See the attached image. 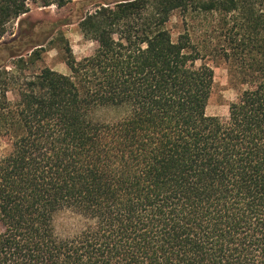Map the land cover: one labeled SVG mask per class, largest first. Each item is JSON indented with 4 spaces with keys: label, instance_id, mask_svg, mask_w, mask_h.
Listing matches in <instances>:
<instances>
[{
    "label": "trees",
    "instance_id": "obj_1",
    "mask_svg": "<svg viewBox=\"0 0 264 264\" xmlns=\"http://www.w3.org/2000/svg\"><path fill=\"white\" fill-rule=\"evenodd\" d=\"M70 1L0 0V264H264V0H97L94 50L54 22L68 72L30 68V4ZM211 58L242 87L224 117Z\"/></svg>",
    "mask_w": 264,
    "mask_h": 264
},
{
    "label": "rangeland",
    "instance_id": "obj_2",
    "mask_svg": "<svg viewBox=\"0 0 264 264\" xmlns=\"http://www.w3.org/2000/svg\"><path fill=\"white\" fill-rule=\"evenodd\" d=\"M97 0H71L62 7H56L54 4L50 6H40L39 4H30L27 19L29 22L35 21L38 24L37 30L32 35L31 42L44 41L43 50L40 51L39 59L30 68L38 69L43 66L50 67L62 73H67L68 69L64 62V53L61 42L56 39V34L49 31L55 22L57 29L68 40L69 46L76 59L90 54L96 47V42L85 39L78 27L79 18L87 11L94 9V3ZM23 17V16H22ZM64 23V24H63ZM171 31V35L175 38L178 31L183 27L181 17L175 12L169 22L166 24ZM193 38L195 41H201L206 37L212 48L221 44L224 29L220 23L217 14H208L205 17L200 15L193 23ZM25 23H23V27ZM207 28V29H206ZM18 32L17 22H12L7 26V31L1 38L4 41L11 39ZM213 69L212 92L206 106L208 114H217L222 117L227 115L228 103L232 101L241 85L232 83L230 80L227 63L220 58H211L207 60ZM105 114L101 111L100 115ZM5 144L0 141V151L4 149Z\"/></svg>",
    "mask_w": 264,
    "mask_h": 264
}]
</instances>
